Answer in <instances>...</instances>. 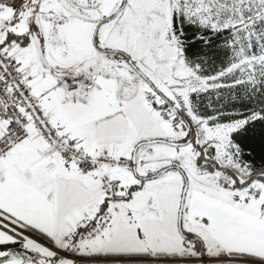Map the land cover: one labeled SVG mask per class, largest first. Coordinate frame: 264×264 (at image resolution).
I'll return each mask as SVG.
<instances>
[{
	"label": "snow or ice",
	"instance_id": "snow-or-ice-1",
	"mask_svg": "<svg viewBox=\"0 0 264 264\" xmlns=\"http://www.w3.org/2000/svg\"><path fill=\"white\" fill-rule=\"evenodd\" d=\"M0 264H264V0H0Z\"/></svg>",
	"mask_w": 264,
	"mask_h": 264
}]
</instances>
